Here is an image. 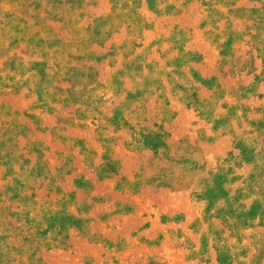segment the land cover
I'll return each mask as SVG.
<instances>
[{
  "label": "rangeland",
  "instance_id": "rangeland-1",
  "mask_svg": "<svg viewBox=\"0 0 264 264\" xmlns=\"http://www.w3.org/2000/svg\"><path fill=\"white\" fill-rule=\"evenodd\" d=\"M0 264H264V0H0Z\"/></svg>",
  "mask_w": 264,
  "mask_h": 264
}]
</instances>
